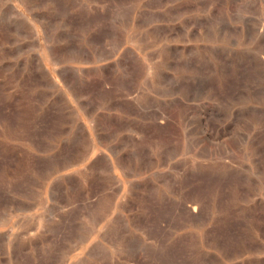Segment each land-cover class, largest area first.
<instances>
[{"label": "rangeland", "instance_id": "rangeland-1", "mask_svg": "<svg viewBox=\"0 0 264 264\" xmlns=\"http://www.w3.org/2000/svg\"><path fill=\"white\" fill-rule=\"evenodd\" d=\"M0 264H264V0H0Z\"/></svg>", "mask_w": 264, "mask_h": 264}]
</instances>
